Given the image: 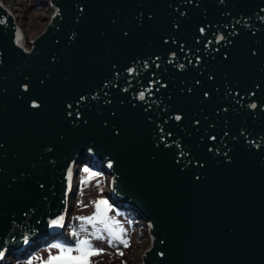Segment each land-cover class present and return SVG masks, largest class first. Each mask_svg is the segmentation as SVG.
Returning a JSON list of instances; mask_svg holds the SVG:
<instances>
[{"label": "water", "instance_id": "water-1", "mask_svg": "<svg viewBox=\"0 0 264 264\" xmlns=\"http://www.w3.org/2000/svg\"><path fill=\"white\" fill-rule=\"evenodd\" d=\"M51 4L26 45L0 0V264L74 242L80 150L146 221L140 264H264V0Z\"/></svg>", "mask_w": 264, "mask_h": 264}, {"label": "rangeland", "instance_id": "rangeland-1", "mask_svg": "<svg viewBox=\"0 0 264 264\" xmlns=\"http://www.w3.org/2000/svg\"><path fill=\"white\" fill-rule=\"evenodd\" d=\"M50 2L51 0H12L11 3L13 14L17 16L18 21L20 20L19 22L22 26V31L26 34L24 37V43L26 45L30 44V36H33L40 29V23L43 22L42 20L46 21L47 17L51 14L53 6ZM76 165L75 168L77 169V172L75 175L73 174L72 179V182L76 188V193L74 197L69 198L68 200V204L71 206V208L70 211L67 212L68 223L65 229V232L67 233L70 240L74 242L76 239L83 238L85 235H88L94 231L91 225H86L88 233L81 232L80 237H74L72 235L73 230L78 232L80 231V224L82 223L76 218L80 216L91 215L95 211L93 201L97 199H105V197H103L104 195L99 193L100 190L111 196L113 176L112 174H109L106 169V172L102 171V165L99 167V169H95L92 166H86L92 171L99 173V175L95 176L86 183H83L82 181L85 180L88 174L85 173L82 168H80L81 162L80 164L78 163ZM108 215L110 217H114L120 222V225L123 226L125 229L124 236L126 239H128L129 246L124 247L119 242H114L113 245H109L107 242L108 236L106 233L103 234L104 239H96L91 237L94 246L104 249V251L99 256L92 257V264H137V260L141 258L142 253L150 244V235L147 230L146 221L139 217L143 222L140 233L137 231V227L131 225L129 221L125 219L114 207H111ZM54 243L66 242L61 240L52 241L48 245L42 246L35 250L27 259H25V262L19 261L15 264H28L29 261H31V264H44L50 252L54 255L58 251L57 249L50 248V246ZM72 243L73 242H68V244L74 246V243ZM117 250L123 252V255H119ZM9 258L10 256L7 257V260Z\"/></svg>", "mask_w": 264, "mask_h": 264}, {"label": "snow or ice", "instance_id": "snow-or-ice-1", "mask_svg": "<svg viewBox=\"0 0 264 264\" xmlns=\"http://www.w3.org/2000/svg\"><path fill=\"white\" fill-rule=\"evenodd\" d=\"M201 32L204 31L203 28L200 29ZM223 39V37H220ZM183 67V65H181ZM131 73L134 69H128ZM198 83V82H197ZM25 90H27V85H23ZM191 91V89H189ZM208 94L205 93V96ZM139 98L143 100L145 98V93L143 91L140 92ZM83 99V97L81 98ZM39 105L33 103L32 107H38ZM69 108L71 105L68 106ZM252 108H256V104L250 105ZM71 115V113H69ZM79 115V113H77ZM176 120H180L181 116H175ZM198 123V122H197ZM214 139V137H213ZM109 167H111V162H109ZM85 173L88 175L86 176L85 180L82 181L86 183L87 181L91 180L95 176L99 175L92 171L91 169L85 167L83 169ZM69 178L71 177V168L68 170ZM43 187V185H41ZM93 205L95 207V211L89 216H80L76 219L80 220L82 223L80 224V231L73 230L72 235L74 237H80L81 232L88 233V229L86 225H91L93 228V232L88 235H85L83 238H78L74 242V246L68 243H54L50 246L52 249H57L58 251L56 254H49L47 260L44 264H92V257L99 256L104 249L98 248L93 245L91 237L96 239H104V233L108 236V244L113 245L114 242H119L124 247L129 246L128 239L125 238L124 233L125 229L123 226L120 225V222L117 221L114 217H110L108 212L111 210V205L106 199H97L93 201ZM64 221V216L61 215L56 219L50 221L51 225H62ZM118 251L119 255H123V252ZM0 255H3L0 252ZM163 255V253H161ZM31 264V261L28 262Z\"/></svg>", "mask_w": 264, "mask_h": 264}, {"label": "bare ground", "instance_id": "bare-ground-1", "mask_svg": "<svg viewBox=\"0 0 264 264\" xmlns=\"http://www.w3.org/2000/svg\"><path fill=\"white\" fill-rule=\"evenodd\" d=\"M9 2H10V5H11V9H12V0H9ZM51 3V2H50ZM49 3V4H50ZM13 10V9H12ZM53 10V9H52ZM51 11V10H50ZM52 12V11H51ZM12 13H13V11H12ZM15 18L17 19V16H15ZM34 18V17H33ZM39 19V18H38ZM46 19V18H45ZM17 21H18V19H17ZM20 21V20H19ZM18 21V22H19ZM43 22L42 23H40L41 24V26H40V29L45 25V23H46V21L45 20H42ZM20 23V22H19ZM25 27V26H24ZM39 29V28H38ZM39 29V30H40ZM36 30V29H35ZM34 33V32H33ZM25 34V33H24ZM32 34V33H31ZM26 35V34H25ZM31 37V36H30ZM80 152V154L82 155V156H85V158H87L88 160H90V159H92V157H93V159L94 160H97L94 156H91V155H87V154H84V151L83 150H80L79 151ZM91 154H93V153H91ZM88 160H86V162L85 161H83V162H81V163H86L87 165H89L90 167H91V163H90V161H88ZM80 164V162L77 160L76 161V164ZM75 164V165H76ZM77 166V165H76ZM79 168V167H78ZM101 170L102 171H105L104 170V168L102 167L101 168ZM106 172V171H105ZM100 191H102V190H100ZM111 197L112 198H110V200L116 205V206H118V207H122V204L119 202L120 200L119 199H117L116 198V196L114 195V194H111ZM122 203L124 202V201H121ZM130 204V203H129ZM121 205V206H120ZM122 209H123V207H122ZM127 210V209H126ZM130 210V209H129ZM124 211V210H123ZM133 211H135V210H133ZM136 212V211H135ZM122 213V212H121ZM120 213V214H121ZM137 213V212H136ZM124 215V214H123ZM141 221V220H140ZM56 233L55 232H53V233H50V234H48V235H46V236H41V237H39V238H37V239H35V240H33V241H31V242H29V243H27V244H25L24 246H27V249H31L32 247H34V246H36V245H40L41 243H44V242H46L48 239H51V238H53L54 236H56L55 235ZM59 241V240H58ZM74 243V242H73ZM72 243V244H73ZM16 250L17 249H14V252H12V254H13V256L14 255H16V253L18 254V252H16ZM12 251H13V248H12ZM25 251V250H24ZM19 256H22V254L20 253L19 254ZM6 257H8V254H3V256H2V258H6ZM141 261H142V255H141V258H139L138 260H137V264H140L141 263Z\"/></svg>", "mask_w": 264, "mask_h": 264}, {"label": "trees", "instance_id": "trees-1", "mask_svg": "<svg viewBox=\"0 0 264 264\" xmlns=\"http://www.w3.org/2000/svg\"><path fill=\"white\" fill-rule=\"evenodd\" d=\"M88 167L89 165H87L86 163H81V166L80 168H83L84 167ZM90 167V166H89ZM100 194L104 195L103 197H105V199L109 202V204L114 207L118 212H122L121 215L127 219L129 221V223L133 226H136L137 227V231H139L141 233V229H142V226H143V222H142V219H140L137 215V213L135 211H132V210H129V209H122V207H118L116 206L109 198V196L104 192V191H100L99 192ZM124 210V211H123ZM124 214V215H123ZM73 219V218H72ZM141 220V221H140ZM25 262V259L24 260H14L12 264H15L16 262Z\"/></svg>", "mask_w": 264, "mask_h": 264}]
</instances>
